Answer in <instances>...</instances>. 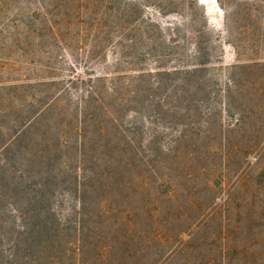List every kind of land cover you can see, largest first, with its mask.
Segmentation results:
<instances>
[{"label": "rangeland", "instance_id": "rangeland-1", "mask_svg": "<svg viewBox=\"0 0 264 264\" xmlns=\"http://www.w3.org/2000/svg\"><path fill=\"white\" fill-rule=\"evenodd\" d=\"M252 63L256 141L224 103ZM113 116L133 143L201 141L80 155ZM0 264H264V0H0Z\"/></svg>", "mask_w": 264, "mask_h": 264}, {"label": "trees", "instance_id": "trees-1", "mask_svg": "<svg viewBox=\"0 0 264 264\" xmlns=\"http://www.w3.org/2000/svg\"><path fill=\"white\" fill-rule=\"evenodd\" d=\"M258 66L256 63H252L249 66H246V72L245 75L242 77H235L231 76L230 79V86L228 87V92L225 95L224 103L226 105V110H236L238 117L236 119L237 128L232 129L228 133L231 134H241L242 137H246L249 140L256 141L257 138H259V129L257 127V100H256V94L259 92V86L257 81V70ZM244 91V92H243ZM121 102H115L111 104V108L117 109L118 106H120ZM159 107H161V102H156ZM105 107L104 101L102 97H100V93L96 90H93V94L89 95L87 100H85L83 109L85 110H103ZM156 119H160V115L157 113ZM91 117V118H90ZM102 118H104L101 114L94 116L93 114H90L89 116L85 117V121L90 126V123H94L98 126L102 123ZM104 120V119H103ZM110 128L112 129V132H106L104 128L99 127L98 129H94L92 132V135L88 134V131L86 128L80 129V133L78 134V137L80 139L79 146H78V153L81 155L89 154L92 151H100L101 153H108V154H115V155H125L127 157L129 156H136L141 153H149L151 156H157L160 153H163L165 150L168 152L174 154L175 156L181 155L180 149L186 148L187 145H198V141H201V139H193L196 140L195 142L186 141L184 144L182 141V138L186 136L188 133V129L186 125L181 127L179 130V134L174 138L170 139L169 146L164 147V145H161L160 143H155V141H147V144H143L142 142L139 143H133L130 139L125 136L124 131H119L117 128V118L112 117L110 118ZM248 124V125H247ZM30 127V126H29ZM20 130L19 132H22ZM187 131V132H186ZM18 132V133H19ZM17 133V137L18 134ZM109 133V134H108ZM159 133L157 131L153 137L156 138V135ZM246 133V134H244ZM221 134V140L222 145L218 148H216V153H228L229 149V143H228V136L226 133ZM205 138H209V135H205ZM94 140V141H93ZM188 142H191L190 144ZM15 141L13 142V144ZM12 144V145H13ZM215 142H213V148L215 147ZM183 146V147H182ZM217 146V145H216ZM165 149V150H164ZM193 153V152H191ZM165 154V153H163ZM193 155V154H192ZM128 160L133 163L136 161L135 158L129 157ZM141 161V160H140ZM126 164L123 161H119V164ZM145 166V163L144 165ZM145 168V167H144ZM152 181H150L151 183ZM158 182V181H157ZM156 186L157 183H156ZM156 189V187H155ZM81 208V211L83 210L84 206L81 204L79 209ZM14 211H18V209H13ZM19 212V211H18ZM81 213V212H80ZM79 213V214H80ZM82 214V213H81ZM74 229L77 234H82L86 227L83 224V219H78L74 222ZM21 228H26V226L21 225ZM40 231V227H37ZM61 232V231H59Z\"/></svg>", "mask_w": 264, "mask_h": 264}]
</instances>
